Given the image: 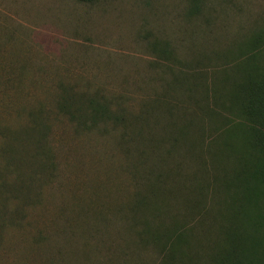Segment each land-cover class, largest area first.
Segmentation results:
<instances>
[{
	"label": "rangeland",
	"instance_id": "obj_1",
	"mask_svg": "<svg viewBox=\"0 0 264 264\" xmlns=\"http://www.w3.org/2000/svg\"><path fill=\"white\" fill-rule=\"evenodd\" d=\"M262 29L264 0H0V175L27 187L5 193L0 264H160L129 228L138 187L123 129L81 133L57 100L70 90L136 115L171 78L165 45L182 63L175 72L203 69L211 82ZM38 110L55 171L39 172L34 153L9 163L5 152L10 133L22 134ZM171 209L185 215L180 200ZM198 229L196 254L207 256L215 245L204 236L216 242L218 233ZM250 247L264 254V243Z\"/></svg>",
	"mask_w": 264,
	"mask_h": 264
},
{
	"label": "trees",
	"instance_id": "obj_2",
	"mask_svg": "<svg viewBox=\"0 0 264 264\" xmlns=\"http://www.w3.org/2000/svg\"><path fill=\"white\" fill-rule=\"evenodd\" d=\"M159 52L171 78L140 113L115 111L106 98L70 90L57 107L81 133L123 129L119 138L138 187L129 228L142 246L161 255L160 264H264L263 253L248 252L264 243V29L211 82L203 69L175 72L182 63L169 45ZM49 131L38 110L22 134L10 133L8 162L34 153L39 172L55 171ZM25 188V181L10 185L0 175V218L7 214L5 193ZM178 200L185 215L172 213L171 201ZM197 228L218 233L216 242L208 232L204 236L215 245L206 246L207 256L196 254L202 247Z\"/></svg>",
	"mask_w": 264,
	"mask_h": 264
}]
</instances>
